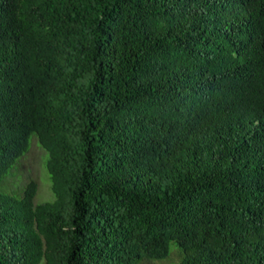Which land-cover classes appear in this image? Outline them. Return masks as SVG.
<instances>
[{
  "label": "trees",
  "instance_id": "trees-1",
  "mask_svg": "<svg viewBox=\"0 0 264 264\" xmlns=\"http://www.w3.org/2000/svg\"><path fill=\"white\" fill-rule=\"evenodd\" d=\"M33 135L0 264H264V0H0V186Z\"/></svg>",
  "mask_w": 264,
  "mask_h": 264
},
{
  "label": "rangeland",
  "instance_id": "rangeland-1",
  "mask_svg": "<svg viewBox=\"0 0 264 264\" xmlns=\"http://www.w3.org/2000/svg\"><path fill=\"white\" fill-rule=\"evenodd\" d=\"M48 152L41 146L37 136L31 138L29 151L21 158L14 169L9 173L0 188L10 194L20 196L25 186L31 180H36L39 189L35 197L36 203L52 202L55 193L52 180L47 168ZM182 253L176 242L170 245V255L160 260H145L143 264H175L181 259Z\"/></svg>",
  "mask_w": 264,
  "mask_h": 264
}]
</instances>
